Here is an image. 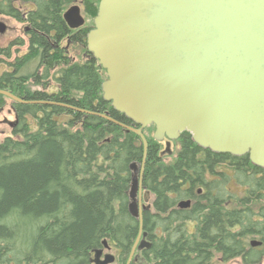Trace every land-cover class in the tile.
Instances as JSON below:
<instances>
[{"label": "trees", "instance_id": "1", "mask_svg": "<svg viewBox=\"0 0 264 264\" xmlns=\"http://www.w3.org/2000/svg\"><path fill=\"white\" fill-rule=\"evenodd\" d=\"M99 1L0 0L2 14L29 26L28 49L0 74V89L133 125L103 99L105 70L91 53L73 62L66 46L61 52L52 47L64 40L86 47L93 24L72 30L63 14L80 2L94 19ZM0 54L11 56V47ZM33 63L35 71L24 73ZM57 67V92L31 88ZM40 68L43 75H38ZM5 98L0 94V108ZM11 105L19 123L12 135L0 137V264H87L104 241L116 261L127 264L139 233L128 203L129 165L142 163L144 155L140 137L104 117L58 105ZM151 129L144 130L143 175V186L153 195L151 208L144 211L151 247L136 251L131 264H142L141 257L151 264H210L217 255L222 261L241 257L246 264H259L264 257V168L247 154L203 148L189 132L178 139L174 160L165 163L162 142ZM234 182L243 188L239 195L229 188ZM183 199L191 200L190 207H178ZM251 237L261 245L253 247Z\"/></svg>", "mask_w": 264, "mask_h": 264}, {"label": "water", "instance_id": "2", "mask_svg": "<svg viewBox=\"0 0 264 264\" xmlns=\"http://www.w3.org/2000/svg\"><path fill=\"white\" fill-rule=\"evenodd\" d=\"M63 17L71 29L85 25L78 4ZM93 22L86 47L105 70L102 97L133 125L62 102L26 100L3 89L0 94L17 103L101 116L140 137L142 163L130 165L129 211L139 221L131 264L147 235L142 190L148 126L155 127V140H168V149L169 141L189 132L203 148L247 154L264 168V0H100ZM6 29L0 21V33ZM18 123L16 114L9 124ZM190 205L189 199L179 203L181 208ZM104 245L108 247L106 241ZM103 251L95 250L94 264L115 262L113 253L101 259Z\"/></svg>", "mask_w": 264, "mask_h": 264}, {"label": "rangeland", "instance_id": "3", "mask_svg": "<svg viewBox=\"0 0 264 264\" xmlns=\"http://www.w3.org/2000/svg\"><path fill=\"white\" fill-rule=\"evenodd\" d=\"M73 4H78L81 6L82 12L86 18V25L85 26L92 25L93 24V17L89 16L88 14H86L84 12L83 5L80 2H76ZM0 21H3L7 25L6 32L0 33V49L7 50L9 47H11V54H12L11 56H6L4 54H0V74H1L3 71H6V70L12 68L11 64L14 62L16 56L23 55L27 51L28 46H29V38L27 36V29L29 28V26H28V24L23 23V22H19L10 16L2 14L1 12H0ZM21 41H25V43L20 44ZM12 43H13V45H11ZM63 44L67 47L66 53L70 58H72L73 62L85 61L86 55H87V49L85 46H82L80 44H74V43L68 44V43H66L65 40L63 41ZM35 66H36L35 63L30 64L23 69V72L24 73L34 72ZM58 69H59V67H57L56 69H53V71L50 74H48V77H46L47 75L43 76V79L45 78L44 82H46L45 83L46 86H43V85L41 86V85H38L36 83L35 84L31 83V88L33 90H44L45 89L48 92H52V91L56 90L58 84L56 82L55 76H56V74H58V71H59ZM39 70L40 71H38L39 72L38 75H40V74L43 75L42 74L43 68H40ZM5 99H6V105H5V107H3L2 110H0V137L1 138L12 135L13 129L15 128L9 124V121L15 120V113L13 111H11L12 110V106H11L12 102L9 98H5ZM154 130H152V129L149 130V133L154 134ZM169 149H170V151H169ZM169 149L167 148L166 141H163L162 142V151H165V153L162 155V157H163L165 163L172 162L174 160V158L176 157L177 152L179 150L178 139L173 141L170 144ZM229 188L233 191H236V193L238 195L243 190V188L240 186V184L235 183V182L231 183ZM144 195H145V189L142 192V197ZM149 198H150V200L148 203H146V205L152 204L153 195L151 194ZM251 238H252L251 245H252L253 241L261 242L259 239L255 238V237H251ZM260 245H261V243L259 245H256V246H260ZM113 253H114V251H113ZM113 264H119V263L116 261ZM142 264H151V263L142 262ZM210 264H246V263L242 260L241 257L235 258V259H232L229 261H222L220 256L217 255ZM259 264H264V257L262 258V261Z\"/></svg>", "mask_w": 264, "mask_h": 264}, {"label": "flooded vegetation", "instance_id": "4", "mask_svg": "<svg viewBox=\"0 0 264 264\" xmlns=\"http://www.w3.org/2000/svg\"><path fill=\"white\" fill-rule=\"evenodd\" d=\"M27 31H28V29H27ZM28 38H29V37H28ZM68 44H71V43L68 42ZM52 47L55 48V49H57V52H59V50H60V52H61V51L65 48V45L63 44V41H61L60 43H53V44H52ZM66 50H67V49H66ZM86 58H87V55H86ZM13 63H14V62H13ZM58 70H60V69H58ZM3 72H4V71H3ZM3 72H2V73H3ZM51 72H52V71H51ZM51 72H50V73H51ZM38 74H39V73H38ZM40 75H41V74H40ZM58 75H59V73L56 74L55 79L57 78ZM44 80H45V79H42L43 82H42L41 84H38V85L46 86V84H44ZM56 82H57V79H56ZM57 84H58V82H57ZM58 89H59V86H57L56 90H54V91H52V92H48V91H46L45 89L42 90V91H45V92L48 93V94H52V93L57 92ZM52 102H55V101L52 100ZM9 113H10V112H9ZM144 189H145V192L148 191V190L143 186V190H144ZM143 190H142V191H143ZM147 197H148V200H146ZM149 197H150V194H148V196H146V198H144L143 201H142V206L145 207V210H144V211H146L147 209H150V208H151V207H150V204L146 205V203H148L149 200H150ZM137 238H138V235H137V237H136V239H135V242H136ZM143 239H145L147 242H151L148 233H147L146 236H142V237H141V239H140V241H139V244H138V247H137V249H136V251H139L140 254H141L145 249L151 247V245H150V247H148L145 243L142 244V240H143ZM141 244H142L143 246H142V247H139V245H141ZM102 248L104 249V251H103V254H102V256H101V259H104V256H105L106 253L113 252L112 247H110V248H105V246H104V247H102ZM94 258H95V252H92L91 256L89 257V261H88L87 264H94V261H93ZM139 258H140V257H139ZM136 260H137V258H136ZM140 260H141V262H145V260L143 259V257H141ZM114 263H115V262H114ZM110 264H113V263H110Z\"/></svg>", "mask_w": 264, "mask_h": 264}, {"label": "bare ground", "instance_id": "5", "mask_svg": "<svg viewBox=\"0 0 264 264\" xmlns=\"http://www.w3.org/2000/svg\"><path fill=\"white\" fill-rule=\"evenodd\" d=\"M15 95V94H14ZM17 96V95H16ZM23 99V98H22ZM133 163V162H132ZM132 163H130V165L132 164ZM136 163H139V162H136ZM130 165H129V168H130ZM130 171H131V169H130ZM131 178H132V172H131ZM131 182H132V180H131ZM131 188V187H130ZM128 211H129V203H128ZM129 213H130V211H129ZM130 215H131V213H130ZM132 216V215H131ZM133 217V216H132Z\"/></svg>", "mask_w": 264, "mask_h": 264}]
</instances>
